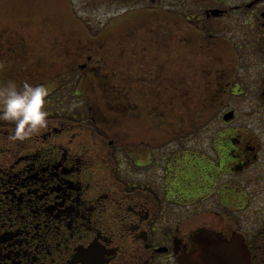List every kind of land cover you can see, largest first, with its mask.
<instances>
[{"label":"flooded vegetation","instance_id":"af4514ba","mask_svg":"<svg viewBox=\"0 0 264 264\" xmlns=\"http://www.w3.org/2000/svg\"><path fill=\"white\" fill-rule=\"evenodd\" d=\"M84 1L120 9L113 16L133 9H165L171 41L186 37V25L205 43L207 36L215 38L211 70L217 84L227 73L264 72V0ZM69 3L79 7L84 2ZM190 10H198V15H189ZM148 20L153 22L156 16ZM152 30L147 26L141 31ZM122 38L125 60L128 51L136 54L137 48L148 50L144 44H154L144 37L128 50L130 35L124 33ZM225 46L231 59L225 56ZM211 51L204 52L207 58ZM85 54L86 64L79 67L86 76H95L100 61H94L92 50ZM149 67L124 64L119 69L142 72ZM262 79L259 91L250 97L237 91V83L232 95L238 99L243 94L250 103L264 104V74ZM99 99L107 102L103 97L91 98L84 102L86 115L48 120L39 134L22 141H9L14 125L0 121V264H187L184 260L201 233L225 237L241 233L251 264H264V207L255 213L236 180L232 186H222L230 191L214 194H200L187 184L175 187L168 145L153 149L144 140L138 144L123 127L116 134L110 112L104 114L103 107L96 105ZM134 102L136 108L139 104ZM259 136H264V129L261 135L235 131L232 152L237 160L226 167L235 172L249 161L251 185L257 195H264V144ZM158 171L164 172L162 176H154ZM255 216L262 225L257 229Z\"/></svg>","mask_w":264,"mask_h":264},{"label":"rangeland","instance_id":"374dc122","mask_svg":"<svg viewBox=\"0 0 264 264\" xmlns=\"http://www.w3.org/2000/svg\"><path fill=\"white\" fill-rule=\"evenodd\" d=\"M83 2L81 6L73 7L69 0H0V84L9 79L18 84L25 80L33 84L44 80L49 88L48 116L55 114V110L68 115H86L84 102L98 98L94 97L97 92L103 96L96 81L95 85H90V75H87L79 87L71 81L63 86L62 78L67 76L58 73L59 69L61 71L71 59H78L77 62L83 64L86 61L84 53L90 50L105 57V66L107 62L108 65L113 62L127 64L119 54L120 38L124 33L129 34L132 40L128 47H135L137 41L141 43L146 37L154 44H144L148 50L143 49L142 52L137 48L133 60L134 64L150 67L142 72L130 69L127 73L113 75L130 88L132 100L139 104L134 109L138 113L131 111V117L126 119H121V114L112 118L109 115L112 129L117 134L123 127L138 144L144 140L153 149L168 145L174 161L175 187L187 184L200 194H214L230 191L222 186L236 180L239 192L246 193L248 203L250 200L253 202L255 213L260 212L264 207V195H257L251 185L249 176L252 168H249L248 159L244 169L236 168L232 172L229 167L231 161L237 160L232 152L234 142H237L232 139L234 132L261 135L264 129V104L260 101L250 103L247 96L242 97L243 94L238 99L234 98L232 93L235 89L232 87L237 83L240 86L237 91H244L250 97V93L259 91L264 72L239 70L227 73L223 79L218 76L221 83L217 84L216 73L211 70L216 59L215 38L207 36L205 43L194 28L186 25V37L183 40L177 37L169 42L165 9H133L113 16L120 9H108L100 3L89 6ZM194 12L198 15V10H190L188 14ZM151 15L156 16L153 22L148 20ZM110 16H113L111 21L106 23ZM147 26L153 28L149 34L141 31ZM209 30L215 31L211 26ZM90 43H95L94 48L89 47ZM205 44L210 48H205ZM210 50L207 58L204 52ZM224 50L225 56L231 59L227 46ZM227 82L233 83L225 88ZM53 102L57 105H51ZM105 103L101 99L96 101L97 106L103 107L104 114ZM116 109L120 113L119 106ZM232 109L236 112L235 118L225 121L224 113ZM152 112H158V116H150ZM260 138L264 144V136ZM245 155L241 154V157L245 158ZM228 163L230 166L226 167ZM163 173L158 171L154 176H162ZM255 222V229L262 226L257 216Z\"/></svg>","mask_w":264,"mask_h":264},{"label":"clouds","instance_id":"9594fccd","mask_svg":"<svg viewBox=\"0 0 264 264\" xmlns=\"http://www.w3.org/2000/svg\"><path fill=\"white\" fill-rule=\"evenodd\" d=\"M49 88L43 83L9 79L0 84V121L14 125L8 133L11 142L39 134L48 123Z\"/></svg>","mask_w":264,"mask_h":264},{"label":"trees","instance_id":"16d2710c","mask_svg":"<svg viewBox=\"0 0 264 264\" xmlns=\"http://www.w3.org/2000/svg\"><path fill=\"white\" fill-rule=\"evenodd\" d=\"M159 35H160V33H159ZM158 38H160V36ZM131 40H132L131 38L128 39V44H129V41H131ZM120 41H119L120 43H122V44L124 43L123 38H120ZM169 42H171V39L169 40ZM122 44H120L121 50H123V48H124V47H122ZM128 44H127L128 50H133L135 48V47H128ZM89 47H92L91 43H90ZM93 48H94V46H93ZM121 53H119V54H121ZM81 56H83V53ZM125 56H126V60L128 62L127 64L129 66L130 65H132V66L140 65L137 63L134 64V60H133V59H135V58H133L135 56L134 52L128 51L125 54ZM121 57L123 58V54H121ZM101 58H103L102 61H101ZM104 58L105 57H103V56L100 57L98 54L93 57L94 61H95V59L97 61H100L99 62L100 72L98 71L95 76L90 77V79H91L90 85H91V83L95 85V81H96V84L99 88V91L102 92L101 94L103 95V96H101L97 92V93H95L96 96H94V97L106 98L107 102L106 103L104 102L106 105V113L110 112V114H111V112H113V111H115V112L118 111L116 109V107L119 106L120 113L116 112L113 115L111 114V118L113 116L115 117V116L120 115V114H121V117H122V115H127V117H128L131 115V111H133L132 113L137 114L138 112H136V110H134V109H136V108H134L135 102L131 98L132 94L130 93V88L127 87L126 83H123L121 80L119 81L115 77H113V75L116 76L119 72H121L119 67L122 66L123 64H120V63L114 64V62H113L111 65H108V62H107L106 66H105L104 65V63H105ZM77 60L78 59H71V62L69 64L63 66L61 68V71L59 69L58 73H60L61 75H67V77L62 78V82H64L63 86H65L66 84H68L71 81V82H74V84L77 87H79L80 84L83 85V83L86 81V75H84V76H82V75L78 76L77 75L78 64H79L77 62ZM106 60H107V56H106ZM131 60H133V61L131 62ZM102 69H104V70H102ZM131 78L134 79L133 77H131ZM38 83H44V80H41V82H38ZM94 88H95V90H97V88L95 86H94ZM106 91H107V93H106ZM145 103H147V101ZM141 105L142 104H140V106ZM113 107H115V108H113ZM157 113L158 112H152L150 115L154 114L153 116H158ZM56 117H58V116H56ZM120 118H119V120H120Z\"/></svg>","mask_w":264,"mask_h":264},{"label":"water","instance_id":"95a60500","mask_svg":"<svg viewBox=\"0 0 264 264\" xmlns=\"http://www.w3.org/2000/svg\"><path fill=\"white\" fill-rule=\"evenodd\" d=\"M233 117V109L224 114L226 120ZM184 262L187 264H251L250 250L241 233H233L230 237L222 234L201 233L193 251Z\"/></svg>","mask_w":264,"mask_h":264}]
</instances>
